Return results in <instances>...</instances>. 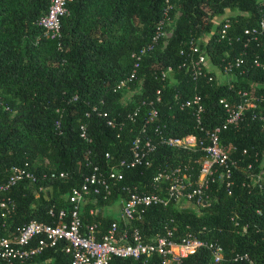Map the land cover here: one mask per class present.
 <instances>
[{"label": "trees", "instance_id": "16d2710c", "mask_svg": "<svg viewBox=\"0 0 264 264\" xmlns=\"http://www.w3.org/2000/svg\"><path fill=\"white\" fill-rule=\"evenodd\" d=\"M165 1L71 0L66 5L67 15L60 21L61 48L57 49L35 25L49 0H0V184L10 166L25 168L37 177L36 182L23 181L10 190L14 210L9 217H0V238L13 237L29 221L54 224L47 210L69 209L70 190L81 184L92 166L104 167L105 154L111 162L127 158L130 142L140 129L155 150L148 168L123 173V185L151 191V185L156 184L153 178L160 175V186L165 185L163 170L182 162H190L195 179L198 171L192 161L202 153L179 152L159 141L187 134L199 136L192 110L179 109V104L198 96L202 123L211 129L224 120L218 101L234 103L239 100L237 93L245 92L256 98L255 118L246 113L237 128H228L220 135L221 144L235 147L229 152L237 164L230 194L215 181L207 191L208 206L199 214L177 210L171 204L150 206L132 226L145 237L162 235L165 229L180 235L187 227L198 238L221 247L219 263H213L206 249H199L181 264H244L232 261L234 254L243 253L253 264H264V182L259 188L249 177L264 169V71L252 65L254 58L264 61V31L246 45L243 36L245 29L257 27L261 20L264 23V0ZM166 5H170V21L175 7L180 14L165 45L162 40L157 42L126 88L133 90L140 83V93L133 103L122 106L123 91L113 92V88L129 73L130 54L150 43ZM217 17L221 18L214 24ZM224 19L229 27L225 39H219ZM191 43L212 67L207 73L211 81L192 80L181 67L184 56L180 51L185 54ZM240 55L243 65L223 81L217 79L215 73ZM167 67L171 73L161 79L159 72ZM148 102L155 111L151 119ZM134 111L132 123L127 116ZM106 121L113 126H107ZM80 125L88 143L78 136ZM248 164L250 170L246 171ZM50 171L55 172L53 178L40 179ZM124 194L113 188L105 200L97 197L95 207L102 210L101 215L89 216L91 205L82 208V226L97 224L98 232H103L117 219L103 209ZM64 249L65 243H61L29 264H69L70 256ZM156 263V258L147 261ZM109 264L143 261L112 258Z\"/></svg>", "mask_w": 264, "mask_h": 264}, {"label": "built area", "instance_id": "2783aa9c", "mask_svg": "<svg viewBox=\"0 0 264 264\" xmlns=\"http://www.w3.org/2000/svg\"><path fill=\"white\" fill-rule=\"evenodd\" d=\"M71 0H49L47 9L35 22V25L42 31V36L53 41L57 49L61 48L60 21L67 15L66 5ZM167 2V0L165 1ZM170 5L163 9L162 19L155 28L154 35L148 45L130 54L132 61L130 71L123 76L114 86L113 92L126 90L127 86L135 79L137 70L142 59L148 55L159 40L163 41V46L171 34L169 28L170 19L168 17ZM229 27L227 19H224L220 29L219 39H225L226 31ZM264 31L263 21H259L257 27L245 29L243 36L244 44L255 42ZM183 55L181 67L189 73L192 80L205 78L212 67L205 56L200 54L196 44H190L187 52ZM243 65L242 55L235 57L227 63L220 72L221 77L228 78L234 70ZM252 65L264 71V61L257 58L252 60ZM171 73L170 68L159 72L161 79ZM158 96V91L155 93ZM239 100L229 103L224 99L218 101L224 112L223 122L211 129L204 128L202 123V108L200 98L196 95L190 100H185L179 104V109L190 108L194 121L196 134H187L182 137H165L159 141L167 148L195 154L197 151L202 154L192 162L197 166V176L192 179V167L190 162H182L175 167L163 170L165 185L158 181L160 175L153 178L151 191L130 189L123 185V173L134 168L150 166V157L155 150V145L149 138L141 136L143 129L134 137L128 148V157L111 162L109 155L105 154L106 160L103 168L92 166L89 174L83 177L81 184L77 188H72L67 195L69 209L47 210V215L55 220L54 224L39 223L29 221L19 228L13 237L0 238V264H29L31 260L45 251L58 247L65 243L64 252L70 256L69 264H109L112 258L130 259L137 261L142 259L143 264H147L152 258L157 259L156 264H181L183 259L193 255L199 249H206L213 263H219L222 259L221 247L215 243L198 238L185 227L180 235L165 229L162 235H152L145 237L138 228L132 226L133 222L140 221L145 209L150 206L167 207L173 205L177 210H191L199 214L200 210L208 206L209 185L215 181L223 184L227 194L232 184V171L237 168L236 161L232 159L229 152L235 151L234 146H225L220 142V135L228 128H237L244 122L246 113H250V118H255L256 98L249 97L245 92H238ZM148 115L155 117L151 102H148ZM136 111L128 115L127 118L132 123ZM261 117V116H259ZM261 120V118H260ZM106 125L112 127L111 121H106ZM157 132V128L153 130ZM78 136L84 142L89 139L85 134L83 125L79 126ZM245 151L243 150L242 153ZM45 163H47L45 161ZM250 170V165L245 167ZM55 172L42 174L40 179H51ZM59 177L63 174L59 173ZM253 185L261 187L264 182V169H260L256 174H249ZM23 181L36 182L37 177L25 168L10 166L7 176L0 184V217H9L14 210V202L9 196L10 190ZM113 188H120L125 193L119 200V214L115 221L110 222L103 232H98L97 224L82 226L80 221V210L86 205H91L87 214L96 216L102 214V210L95 207L97 197L105 200L111 195ZM40 190V187L38 188ZM100 212V213H99ZM232 220V218H231ZM234 226L237 223L232 220ZM233 262L253 264L247 254H234Z\"/></svg>", "mask_w": 264, "mask_h": 264}, {"label": "rangeland", "instance_id": "374dc122", "mask_svg": "<svg viewBox=\"0 0 264 264\" xmlns=\"http://www.w3.org/2000/svg\"><path fill=\"white\" fill-rule=\"evenodd\" d=\"M174 10L175 11H174L173 19H172V21L169 24L168 31H169V29L170 30L173 29L174 22H175V20L177 19V17L180 14L178 8L175 7ZM226 15H229V14H226ZM220 18L217 17V19H215L213 21V23L216 24L217 21ZM215 75H216V78L217 79L220 78V79H222V81L224 80V77H221L220 73L216 72ZM171 80H173V79L171 78ZM140 90H141V84L139 83L136 86L135 89H133V90L126 89L125 91H123V93H122V99L120 101L121 105L122 106H127V105H130L131 103H133L135 96L140 93ZM119 208H120L119 201H116V202L112 203L109 207H107V212L108 213H111V215L118 216V214H119Z\"/></svg>", "mask_w": 264, "mask_h": 264}, {"label": "crops", "instance_id": "0c3cea01", "mask_svg": "<svg viewBox=\"0 0 264 264\" xmlns=\"http://www.w3.org/2000/svg\"><path fill=\"white\" fill-rule=\"evenodd\" d=\"M120 200V199H119ZM119 200H117V201H119ZM103 213H105V214H108V215H111V213H108L107 212V207H105L104 209H103ZM113 217H117V216H114V215H112Z\"/></svg>", "mask_w": 264, "mask_h": 264}]
</instances>
